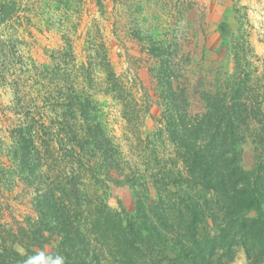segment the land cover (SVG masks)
<instances>
[{"label":"trees","instance_id":"trees-1","mask_svg":"<svg viewBox=\"0 0 264 264\" xmlns=\"http://www.w3.org/2000/svg\"><path fill=\"white\" fill-rule=\"evenodd\" d=\"M15 13L14 1L0 2V24ZM239 19L217 26L195 115L154 45L158 117L105 57L79 63L66 45L41 63L15 58L14 38L2 45V71L17 78V121L0 139V264L40 251L65 264H233L238 252L264 264V58ZM18 187L34 215L6 220L4 199ZM116 189L128 190L131 211L110 205Z\"/></svg>","mask_w":264,"mask_h":264},{"label":"rangeland","instance_id":"rangeland-1","mask_svg":"<svg viewBox=\"0 0 264 264\" xmlns=\"http://www.w3.org/2000/svg\"><path fill=\"white\" fill-rule=\"evenodd\" d=\"M14 1L12 21L0 24V52L7 40L16 39L15 58L21 52L37 62H48L51 51L70 45L76 60L107 58L114 72L131 84L137 97L149 100L150 112L160 114L155 73L158 59L148 52L154 45L163 59L171 61L179 86L187 90L190 113L200 114L202 104L195 94L200 76H209L215 50L220 43L216 32L221 23L237 26V18L251 33L256 53L264 58V0H0ZM246 19H241L242 15ZM1 55H4L1 54ZM0 60V139L16 123L13 113L17 78L2 71ZM208 72V73H207ZM97 77L101 80L102 74ZM15 89V88H14ZM105 100V99H102ZM110 120L118 121L117 107L108 100ZM150 127L153 124L148 121ZM254 150L247 143L243 149V167L252 166ZM119 200L128 210L133 199L126 189L113 191L110 205ZM11 214L23 220L34 213L30 195L21 187L6 194ZM233 264H245L238 252Z\"/></svg>","mask_w":264,"mask_h":264},{"label":"clouds","instance_id":"clouds-1","mask_svg":"<svg viewBox=\"0 0 264 264\" xmlns=\"http://www.w3.org/2000/svg\"><path fill=\"white\" fill-rule=\"evenodd\" d=\"M21 264H65V257L63 255H57L55 258L46 257L44 252L40 251L36 255L26 256Z\"/></svg>","mask_w":264,"mask_h":264}]
</instances>
